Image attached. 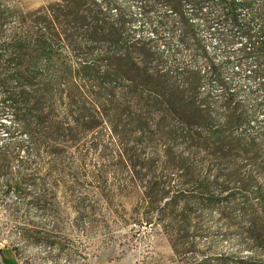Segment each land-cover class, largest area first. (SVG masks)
<instances>
[{
	"label": "rangeland",
	"instance_id": "obj_1",
	"mask_svg": "<svg viewBox=\"0 0 264 264\" xmlns=\"http://www.w3.org/2000/svg\"><path fill=\"white\" fill-rule=\"evenodd\" d=\"M61 1L0 3L26 12ZM230 1L84 0L85 10L94 7L103 13L107 31L72 52L70 61L95 62L101 70L109 66L117 107L114 123L56 136L30 166L36 170L49 165L52 170L30 176L26 194L5 193L1 185L6 179L0 177V251L12 264H264V247L245 234L240 193L227 200L226 191L215 189V201L204 205L193 201L203 198L195 181L181 184L180 168L186 174L205 152L172 141L155 123L135 131L129 120L130 112L147 110L138 101L142 92L155 95L151 80L166 77L190 87L198 79L196 93L204 102L220 105L231 97L245 114L240 128L263 146L255 174L256 184L264 189V0H234L235 14L229 11ZM87 21L80 20L81 33L88 30ZM15 23L9 19L7 33ZM114 23L124 46L119 53L107 35ZM85 84L97 92L90 81ZM130 85L136 91L124 93ZM101 102L112 113L110 101ZM1 124L0 145L12 142L8 132L17 127L12 114L0 115ZM14 142L26 149L28 141L25 134H17ZM10 165L13 171L21 168L17 160ZM161 177L170 179L171 189L189 204L176 205L174 222L157 224L146 219L145 193ZM40 191L49 202L47 210L30 203ZM19 232H30L37 241L23 240Z\"/></svg>",
	"mask_w": 264,
	"mask_h": 264
},
{
	"label": "trees",
	"instance_id": "obj_2",
	"mask_svg": "<svg viewBox=\"0 0 264 264\" xmlns=\"http://www.w3.org/2000/svg\"><path fill=\"white\" fill-rule=\"evenodd\" d=\"M84 5V0H63L22 12L0 3V115L11 113L17 123L14 131L8 132L12 142L0 145V177L6 179L5 186L1 187L5 193L26 194L25 182L30 176L40 171L47 174L52 170L49 165L36 170L30 166L31 162L39 161L42 150L59 134L93 131L103 123H114L113 112L117 107L113 100L114 75L109 66L101 70L95 62L74 64L70 61L72 52L79 50L82 44L97 41L107 31L103 13L94 7L85 10ZM228 6L230 13L235 14L236 2L231 0ZM10 18H14L16 23L7 33L5 26ZM83 19L89 21L86 33L80 32L83 28L80 20ZM234 20L237 21L235 17ZM261 31L264 32V26H261ZM118 32L119 24H111L107 35L113 37L111 46L115 53L124 47L122 39L117 37ZM74 57L80 59L78 54ZM87 80L97 92L87 88ZM149 83L156 93L153 97L145 92L139 94V105L147 107V110L140 114L130 112L129 120L134 130L143 132L155 123L167 130L172 141L181 140L199 153L204 151L205 156L193 163V168H188L186 174L180 168L181 184L195 181L203 198L193 201L204 205L215 201V189L226 191L227 200L240 193L244 203L239 210L247 224L245 234L253 244L263 248L264 189L256 184L255 174L261 168L258 160L263 146L240 128L245 114L238 111L231 97L220 105L211 106L204 102L196 93L198 79L190 87L166 77ZM130 91H136V88L126 86L124 93L129 94ZM103 98L110 101L112 113L103 108ZM150 109H155V112H150ZM173 122L178 126L171 127ZM17 134H25L28 141L26 149L21 143H13ZM15 160L21 163V168L13 171L10 164ZM208 164L213 166V170L206 168ZM247 166L249 169L245 170ZM211 172L212 180L209 178ZM162 179L154 182L145 193L150 213L146 219H154L157 224L174 222L178 219L174 216L176 205L182 202L189 204L183 194L171 189L170 179ZM232 185H236L239 192ZM38 195L30 203L47 210L49 202L42 199L45 192L40 191ZM13 208L15 210L16 207ZM180 219L184 221L185 218ZM19 233L23 240L37 241L30 232ZM12 250L17 251V248L12 247ZM0 255L2 264H12L3 251Z\"/></svg>",
	"mask_w": 264,
	"mask_h": 264
}]
</instances>
